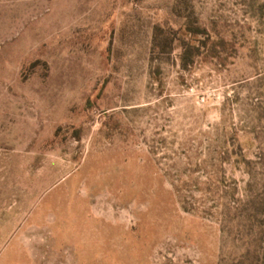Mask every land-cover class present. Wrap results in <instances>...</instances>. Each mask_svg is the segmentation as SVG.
Instances as JSON below:
<instances>
[{
    "label": "rangeland",
    "instance_id": "374dc122",
    "mask_svg": "<svg viewBox=\"0 0 264 264\" xmlns=\"http://www.w3.org/2000/svg\"><path fill=\"white\" fill-rule=\"evenodd\" d=\"M0 264H264V0H0Z\"/></svg>",
    "mask_w": 264,
    "mask_h": 264
}]
</instances>
